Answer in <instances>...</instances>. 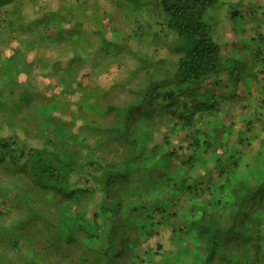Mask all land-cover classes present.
I'll use <instances>...</instances> for the list:
<instances>
[{"label": "trees", "instance_id": "obj_1", "mask_svg": "<svg viewBox=\"0 0 264 264\" xmlns=\"http://www.w3.org/2000/svg\"><path fill=\"white\" fill-rule=\"evenodd\" d=\"M218 1H156L155 6L159 10L163 25L175 34L174 40L169 43L168 47L172 52L178 54V59L172 64V68L155 64L153 76H149L148 81L146 80L145 84L136 89L133 100L108 101L105 105L104 98L111 99L112 97L108 91H101L91 85H88L83 91L75 87L74 79H78L79 72L83 68L84 56L78 51H74L71 63L61 76L65 82L63 85L66 93L73 95L75 92H79V97L72 100L75 104L72 106L73 108L70 104V97L59 98L49 95L47 92L44 93L49 88H44L37 94V98L41 100L38 107L40 110L36 109V111L51 127L49 133L40 135L44 139L43 144L32 146L27 151L26 143L24 140H19L16 133L5 138L0 137V162H7L8 158L6 168L12 170L11 172L14 174L17 169L23 167L28 176L41 187L43 193H53L57 203L73 200L81 190L88 193L90 184L87 181H91L92 178L100 181L99 186L93 189V192L103 193L100 196L102 197L101 201L97 202L98 206L93 221L88 219V211L85 206L80 207L73 218L76 229L71 227L61 214L60 221L49 223V226L53 228L52 236L55 240H50L48 245L41 249H33L31 241L27 250L31 251L32 255H37L44 261V258L38 256L40 252L41 254L45 252V255H48L57 249L61 251L60 247L66 242L74 244L80 249V254L72 258L69 264H125L123 256L128 254L129 250H135L140 244L139 238H130L131 235L127 231L128 226L120 225L122 217L115 220L113 215L119 206L121 207L129 200L126 195L128 192L139 194L140 198L145 196L138 203L132 202L135 213L145 214L153 209L157 212L156 215L165 221L169 217L181 214L182 217L174 222V231L178 232L176 234L178 250L175 252L178 256H182L191 249L192 261L190 264H214V262L216 264H233L235 253L244 264H264V158L250 156L247 157L249 158L247 161L241 155L242 148L239 147L240 143L244 141L243 138L238 140V146L234 144L229 147L227 143H213V138H220L222 134L227 138L231 137L232 130H227L226 126L213 130L209 127L210 122L205 124L201 122L202 128L208 127L210 130L194 129V141L186 146V148L192 149V154L185 157L182 164H179L174 158H178L179 151L186 148L182 145L178 148L170 147V135H166V142L155 141L156 136L153 135L152 126H149L148 122V118L154 112L153 103L158 100L164 105L166 111H171L175 117H185V121H189V123L200 119V117L203 118L205 115L214 114L213 110L216 104L211 100H205L201 96V99L194 96L195 98L193 97L191 100H175V90L169 88L160 92L159 89L167 83L170 86H179L180 92L188 94L189 86L203 83L220 73L224 64L223 48L214 38L211 26L204 21L206 11L216 6ZM10 3H14V5L10 8L11 10H6L8 15L4 21L12 32H16V29H25L26 33L32 34L36 31L37 34V27L46 22L52 24L56 30L59 27L66 29L67 33L63 32L60 35L58 32L57 38L77 35V38L66 39L73 40L74 45L81 44L79 34L82 28H80L79 22L82 21L78 20L79 10H76L75 2L70 1L72 4L63 3L50 14L32 20L27 25L25 22L27 15L24 14L27 3L24 0H0V5ZM74 21L76 22L75 27L72 26ZM98 32L104 43H107L108 38L105 37L104 32L100 30ZM15 34L10 33V36L14 38ZM139 34L143 36L145 32L142 31ZM35 35L31 37H36ZM39 35L48 37V34L38 33L35 39L26 40L28 46L36 49L39 46L38 41L44 37ZM27 43L25 42L26 45ZM25 44L22 49L24 47L27 49ZM87 47L89 48V43L85 48L88 49ZM5 53L6 50L2 52V56ZM15 53V51L11 52L9 56L13 62L16 60L14 59ZM87 53L90 52L87 51L84 54ZM5 60L3 59L2 62L4 63ZM142 66L144 67V65H140V68ZM21 71L25 72L23 68ZM164 71L166 72L164 73ZM261 71L264 72V67L261 68ZM2 73L3 71L0 69V75ZM77 86L81 87L80 84ZM181 102L186 107L192 104L190 107L193 110L188 115L170 109V106ZM69 109L70 112L67 114ZM198 111L202 113L196 117ZM112 114L113 117H111ZM15 115V112L11 111L7 116H3L4 119H0V130L2 125L9 124L10 127H14L18 123ZM69 115L73 120H81L84 123L83 142L74 141L75 135L80 136L82 133L75 132L70 122L66 121L65 117ZM26 116L27 119L31 117ZM176 123H179L177 118ZM56 126L63 129L67 133L66 135L73 139V142H69L66 137L59 135ZM137 127L145 128V131L138 133ZM214 127L218 126L214 125ZM28 131L33 132L34 130L28 128ZM202 132H204L203 135ZM92 140L95 142L93 143ZM120 147H123L121 154H118V151L114 153ZM84 148H86V152L81 156L80 150H84ZM215 148L217 149L214 150ZM94 149L100 154L101 161L95 156ZM222 151L226 154L231 153L229 159L222 154ZM263 154L261 153V155ZM118 156L122 160L118 161L116 159ZM203 157H214L220 168L217 173L199 181L197 177L201 176V173L195 172L199 166L205 168L208 165L207 159H202ZM85 167L88 171L97 168L101 172H90L86 177L85 188H81L72 183L71 178L79 171L83 172ZM212 167L208 166L206 170ZM172 180L184 184L187 197L190 200L194 199V204L186 210L187 212L180 211L179 204H175L174 199L169 200L168 195L171 192L166 190L164 183ZM113 182L115 185H119L116 192L113 190ZM210 188L214 192H211L210 199H205L203 191ZM23 194L24 202L28 207L27 217L23 220V223H26L41 213L39 209H36V200L30 198L29 194ZM100 218L107 221L99 223ZM158 221L162 220L159 218ZM23 223L21 220L19 228L18 224L14 225V231L16 229L26 231L32 240V233L27 231V228L24 230ZM131 225L137 229L138 226L147 228L146 232L150 234L158 231L153 226L139 224L135 219L131 220ZM14 231L11 230L12 235ZM40 231L42 230L35 229L33 233L35 236H47ZM2 236L8 235L2 233ZM8 237L12 238L10 234ZM136 258L140 257L136 256Z\"/></svg>", "mask_w": 264, "mask_h": 264}, {"label": "rangeland", "instance_id": "obj_2", "mask_svg": "<svg viewBox=\"0 0 264 264\" xmlns=\"http://www.w3.org/2000/svg\"><path fill=\"white\" fill-rule=\"evenodd\" d=\"M24 1L27 3L24 8V14L27 15L26 25L30 24L32 20L45 17L62 6L63 3L72 4L70 1L75 2L76 10H79L78 20L82 21L79 22V26L82 28L79 40L82 45L79 43L74 45L73 40H67L73 37L77 38V35L57 38L58 32L62 35L63 32L67 33L66 29L59 27L56 30L52 24L44 22L37 27V32L48 34V37L39 35L44 37L38 41L39 46L34 49L28 46L26 40L35 39L38 33L36 34V31L32 34L26 33L25 29H16V32H12L4 19L8 15L6 10H11L14 3L0 5V69L3 71L0 75V119H4L3 116H7L12 111L15 112L18 122L14 127H10L9 124L2 125L0 137L5 138L16 133L19 136L18 139L24 140L26 143L27 151L32 146H41L44 139L40 135L43 136L51 130V127L36 111V109L40 110L38 107L41 99L37 98L38 92L49 88L44 93L47 92V94L59 98L70 97L71 107L75 105L72 100L79 97L78 91L73 95L66 93L63 85L65 82L61 77L65 68L71 63L74 51H78L84 56L83 68L79 72L78 79H74L75 87L83 91L88 85H91L101 91H108L112 97L111 99L104 98L105 105L108 101L133 100L136 89L145 84L149 76H153L155 64L172 68V64L178 59V54L172 52L168 47L169 43L174 40L175 34L163 25L159 10L155 6L158 0ZM204 21L211 26L214 38L222 45L224 54L222 70L218 75L203 83L189 86L188 94L180 92L179 86H170L167 83L163 84L159 90L160 92L169 88L175 90V100H191L194 96L211 100L216 104L213 110L214 114L195 119L190 124L189 121H185V117H175L171 111H166L164 105L158 100L153 103L154 112L148 118L149 126H152L154 132L153 135L156 136L155 141L166 142V135H170V147L178 148L182 145L186 148L189 143L194 141L195 128L207 131L210 128L214 130V128L226 126L227 130H232L233 135L227 138L223 134L220 137L219 134L220 138H213V143H227L229 147H232L234 144L238 146V140L243 138L244 141L240 143L239 147L242 148L241 155L247 161H249L247 157L250 156L264 158V154L261 155L264 153V72L261 71V68L264 67V0H261V4H257L254 0H219L216 6L206 11ZM75 24L74 21L72 26L75 27ZM98 30L104 32L105 37L108 38L107 43H104ZM142 31L145 32L143 36L139 34ZM9 32L16 33L14 38L10 36ZM32 35L36 37H31ZM21 42L27 43V45L25 44L27 49L24 47V51H22L24 44ZM88 43L89 48L86 49ZM4 50L6 53L2 56ZM14 51L16 52L14 59L17 61L13 62L9 56ZM87 51L90 53L84 54ZM258 52L260 54H256ZM3 59H6L4 63ZM147 64L150 66H146ZM140 65H144V67L140 68ZM22 68L25 72L21 71ZM71 73L73 74L74 71L72 70ZM77 84H80L81 87ZM190 106L186 107L181 102L170 106V109L188 115L193 110ZM201 113L198 111L196 117ZM26 115L31 117L27 119ZM70 115L65 117L66 121L70 122L75 132L82 133V129L85 127L84 123L81 120H73ZM70 118L72 119L70 120ZM176 118L179 119L178 124ZM201 122L204 124L210 122V128H202ZM214 125L218 127H214ZM28 128L34 131L30 132ZM56 130L59 135L66 137L69 142H73V139L66 135L67 133L63 129L56 126ZM137 130L138 133H142L145 128L137 127ZM201 134L203 135L204 132ZM82 135L83 133L80 136L75 135L74 141L83 142ZM71 136L74 137V135ZM218 150L221 149L218 148ZM80 151L83 156L86 148ZM116 151L121 154L123 147L117 148L114 153ZM95 153V156L101 161L100 154L97 151ZM191 154L190 147L180 150L179 157L174 160L182 164V160ZM222 154L228 159L231 156V153L226 154L224 151ZM116 159L122 160L120 156ZM202 159H207L208 165L205 168L199 166L195 172L201 173V176L197 177L199 181L217 173L220 168L214 157H203ZM7 162H0V264H69L72 258L80 254V249L74 244L64 242L60 247L61 251L57 249L48 255H45V252L43 254L40 252L38 256L44 258V261L37 255H32L31 251L27 250V246L32 241L33 249H41L48 245L50 240H55L52 236L53 228L49 226V223L60 221L61 214L62 218H65L69 225L76 229L73 218L82 206L87 207L88 219L93 221L96 208L102 198L100 196L103 194L99 191L93 192V189L99 186L100 181L92 178L91 181H87L90 184L88 193L81 190L73 200L57 203L53 193H43L41 187L28 176L23 167L17 169L14 174L11 172L12 170L6 168ZM208 166L213 167L206 170ZM90 172L100 173L101 171H98L97 168L88 171L85 167L83 172L79 171L72 176V183L85 188L86 177ZM164 184L166 190L171 192L168 195L169 200L174 199L175 204H179L180 211L185 212L194 204V199L190 200L187 197L184 184L176 183L175 180ZM112 185L116 192L119 185H115V183ZM211 192H214L212 188L203 191L205 199H210ZM23 193L29 194L30 198L36 200V209H39L41 213L26 223H23V220L27 217L28 207L24 202ZM126 195L129 200L121 207L119 206L113 215L115 220L122 217L120 225L128 226L127 231L131 235L130 238H139L140 244L135 250H129L128 254H123L125 264H190L192 261L191 249L182 256H178L175 252L178 250L176 248L178 232L174 231V222L182 217L181 214L169 217L165 221L160 216L158 217L157 212L153 209L146 212L147 214L135 213L132 202L138 203L145 196L140 198L139 194L128 192ZM159 218L162 220L161 222L158 221ZM103 219L100 218L99 223L107 221ZM133 219L139 224L153 226L158 231L150 234L146 232L147 228L138 226L137 229L134 225L130 226ZM21 220L24 230L27 228V231L32 233V240L26 231L17 229L14 231V225L18 224V228L21 227ZM35 229L42 230L40 232L47 236H35L33 233ZM11 230L14 231L13 235ZM2 233L8 236L10 234L12 238L2 236ZM136 256L140 258L137 259ZM238 258L235 253L233 264H244ZM214 264L216 263L214 262Z\"/></svg>", "mask_w": 264, "mask_h": 264}, {"label": "crops", "instance_id": "obj_3", "mask_svg": "<svg viewBox=\"0 0 264 264\" xmlns=\"http://www.w3.org/2000/svg\"><path fill=\"white\" fill-rule=\"evenodd\" d=\"M257 4H261V0H254Z\"/></svg>", "mask_w": 264, "mask_h": 264}]
</instances>
